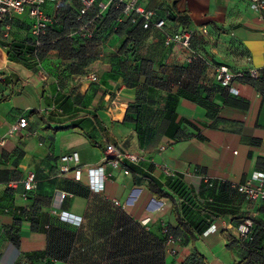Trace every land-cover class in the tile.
<instances>
[{
	"label": "crops",
	"instance_id": "0c3cea01",
	"mask_svg": "<svg viewBox=\"0 0 264 264\" xmlns=\"http://www.w3.org/2000/svg\"><path fill=\"white\" fill-rule=\"evenodd\" d=\"M175 1L177 10L191 20L193 48L203 60L190 61L191 50L167 46L161 62L138 63L139 80H131L132 72L119 67L123 39L116 35L95 44L97 60L88 70L97 74V82L74 75L64 79L62 61L53 56L30 68L11 61L0 43V137L7 139L0 145V264H18L23 258L45 264L47 235L41 229L58 223L52 212L57 190L72 195L62 209L83 216V242L77 244L74 259H53L51 264H98L93 245L100 238L90 229L93 220L98 223L105 217V208L122 211L131 223L156 237L163 222L176 229L173 201L158 198L149 185L158 182L170 192L162 170L165 165L184 177L199 205L219 195V204L232 210L213 220L180 205L186 222H204L203 230L213 224L216 229L208 234L196 230L194 240L181 233L177 243H166L167 256L169 249H176L179 264L190 258H195V264H250V251L241 245L237 232L238 224L248 218L255 221V230L262 224L259 248L264 250V203L251 202L233 186L254 171H264V77L254 80L247 74L251 68H264V18L251 9L249 0H140L160 12ZM56 3H49L46 11L56 14ZM67 4L73 5L70 0ZM12 19L9 41L24 40L28 19L23 14ZM3 23L0 39L7 31ZM169 28L183 30L174 22H169ZM68 35L72 48L78 50L81 40L73 29ZM129 62L130 58L124 66ZM219 65L246 73L232 81L238 93L217 80ZM148 77L154 83L146 88ZM139 94L147 95L148 101L136 103ZM55 98L62 99L57 108ZM21 116L28 119V127L10 135L11 125ZM109 147L143 154L145 161L114 169L104 159ZM72 152L80 155L81 181L74 179L76 166L60 175L61 157ZM149 165L153 171L146 169ZM93 166H105L110 173L100 194L87 185V169ZM139 168L147 171L145 177ZM30 171L36 173L37 186L24 199ZM115 199L121 206L114 204ZM19 208L32 210L41 229L33 230L30 217L16 212ZM10 229L18 230L20 247L7 237Z\"/></svg>",
	"mask_w": 264,
	"mask_h": 264
},
{
	"label": "trees",
	"instance_id": "16d2710c",
	"mask_svg": "<svg viewBox=\"0 0 264 264\" xmlns=\"http://www.w3.org/2000/svg\"><path fill=\"white\" fill-rule=\"evenodd\" d=\"M47 5L48 4L45 5L44 10L53 18V22L48 25L44 34L40 37L35 36L32 33L33 21L27 14H23L28 19V24L25 23L26 26L24 24L25 27L23 28L26 30L25 39L9 41L12 33V25L14 23V19H12L11 21L7 20L5 23H3L4 21H0V24L3 23L2 26L4 29H6L7 25L11 27L8 36H5L6 32H4V38L0 39V43L7 49L8 57L11 61L29 68L41 65L43 61L50 58V56L61 60L64 66L63 71L65 72L64 79H69L71 75L81 78L89 74L91 72L88 70L89 67L97 60L98 51L95 49V44L108 39L111 35H116L123 39L119 67L128 69L132 72L130 76L131 80L132 78L139 80L138 63H142L143 65L149 62L159 63L166 57L167 46H169L165 44L166 35L179 31H170L169 22H174L178 27H183V30L180 31L190 30L188 26L191 20L184 12L177 10V1L171 5V8L163 12H160L159 9L146 6V8L156 12L157 19H165L166 26L164 30H160L154 25L147 29L144 28L143 20L140 16L136 17L135 21H133V16H130L120 22L119 18L122 16L123 7H116L114 5L103 13H99L98 7L95 6L91 11L85 14L82 13V8L78 9L71 4H67V1L59 5L56 14L48 13L46 11ZM162 6L163 5H161V7ZM79 16H82L83 19L80 20ZM91 20L92 24L90 27L92 28V36H84L80 33V30ZM71 29L74 30V35L81 40V47L78 50L72 48L71 36L68 35ZM54 33L59 34L55 37ZM193 40L192 50H194ZM51 51L57 52L51 55ZM194 51L199 53L197 50ZM200 57L199 59H202V56ZM128 58H130V62L124 66V62H126ZM262 77H264V74L254 80H259ZM131 80L128 79L127 81H129V83H127L130 84ZM64 83L65 82L61 80V87L65 86ZM153 83L152 79L148 77L144 84L145 87L148 88L153 85ZM6 98L7 97H4L3 99ZM61 100L62 99L55 98L56 108ZM147 101L148 96L145 94H139L136 97V103L139 105ZM65 103L61 105L63 106ZM53 111L54 109L50 111V113ZM146 169L148 171H153L154 166L149 165ZM138 173L142 174V177H145L147 171L139 168ZM163 175L166 178L165 186L170 192L162 190L158 182L150 181L149 185L152 193L158 198H168L173 201L178 226L176 229H171V227L167 225L177 238L180 237L179 235L181 233H186L194 240V233L196 230H200L204 233L213 225L203 230L205 227L203 224L204 222L197 224L186 222L181 215L180 205L183 208L190 207L196 209L198 212L207 215L213 220L232 211L219 204L220 200H222L219 195L213 198L211 202L199 205L189 190L183 176H177V174L168 176L164 173ZM32 193L33 191L29 193V196H31ZM176 197L179 199V203ZM261 203H264V201ZM17 211L24 217L26 215L30 217L33 223V230L37 231L41 229L37 224L32 210L19 208L16 209V212ZM108 211L111 212V216L106 215ZM104 213L105 217H103L100 222L96 223L93 220V225L90 229V231L97 233L100 238V242H94L95 245H93V253L97 255L96 260L98 264H167L166 236L163 233V227L161 228L162 237H156L141 228L138 223H131L127 215L122 211L108 209L105 210ZM252 221L254 224L250 236L241 238L240 243L245 249L250 251V264H264V250L259 248L263 235L262 224H259L260 228L255 230V221L253 219ZM57 222L58 223L55 225H49L47 228L41 229L47 235L45 264H51L53 259H74L78 253L77 244L83 242L82 236H80V234L83 233L81 229L83 224L81 226H74L62 221L58 216ZM240 224H238V226ZM6 234L14 245L20 247L21 236L18 230L10 229L7 230ZM194 261L195 258L186 259L183 264H195ZM41 262H43V260L23 258L18 264H39Z\"/></svg>",
	"mask_w": 264,
	"mask_h": 264
},
{
	"label": "built area",
	"instance_id": "2783aa9c",
	"mask_svg": "<svg viewBox=\"0 0 264 264\" xmlns=\"http://www.w3.org/2000/svg\"><path fill=\"white\" fill-rule=\"evenodd\" d=\"M60 0H0V21L8 20L11 21L15 14H27L33 21L32 33L40 37L45 33L48 25L53 22V18L50 17L44 10L46 4L56 3ZM82 4V13L91 11L95 6L98 7L99 13H103L108 10L112 5L116 7H123L122 16L119 21H123L126 17L133 16V21L136 17L140 16L143 20V27L150 28L154 25L160 30H164L166 26L165 19H157L156 12L152 9L146 8V6L140 2V0H78ZM250 7L252 10L257 12L261 18H264V0H249ZM92 20L81 28L80 33L84 36H92V28L90 27ZM10 25L6 26V34L8 36ZM193 31L185 30L178 31L171 34H167L165 38L166 45H180L181 47L191 50V56L189 60L200 57V54L192 50ZM40 44V43H38ZM217 80L222 86L227 87L233 93L238 91L232 87V81L236 77H242L245 75L243 72H232L226 65H219L216 67ZM264 74V68L255 69L251 68L248 70V75L251 78L258 79ZM81 81L88 80L90 82H97L98 76L94 72L80 78ZM48 109L47 112H50ZM29 125L28 119L24 116L18 118V120L11 125L9 134L13 135L19 131L26 129ZM6 137H0V145L3 146L6 143ZM165 150V147H162ZM105 162L114 169L122 168L125 164L135 163L139 164L145 161L143 154L134 153L131 151H123L116 147H109L105 154ZM62 166L60 169V175L65 176L72 172L73 166H76L74 170V179L81 181L83 178V170L79 167L80 155L78 152H72L65 154L61 157ZM163 173L168 176L175 175L176 172L165 165L162 168ZM126 175L130 174L129 169H125ZM110 176L105 166H93L87 169V185L91 192L100 194L105 191L106 180ZM205 181H208V177H203ZM37 186L36 173L30 171L26 180L24 181L23 198L28 199L29 193L34 191ZM237 191L247 197L251 202L261 203L264 201V171H254L252 174L243 182L233 184ZM71 194L66 193L63 190H57L54 195V203L52 212L56 214L62 221L67 222L74 226H81L83 224V216L69 212L62 209V204L67 197H71ZM114 204L121 206L119 200L115 199ZM252 219H246L237 227L238 235L241 238H247L251 234L253 227ZM163 233L166 236V243L168 246L173 243H177L178 238L170 231L168 225L163 222ZM216 226L212 225L205 233L208 234L211 231H215ZM171 255H176V249H169Z\"/></svg>",
	"mask_w": 264,
	"mask_h": 264
},
{
	"label": "rangeland",
	"instance_id": "374dc122",
	"mask_svg": "<svg viewBox=\"0 0 264 264\" xmlns=\"http://www.w3.org/2000/svg\"><path fill=\"white\" fill-rule=\"evenodd\" d=\"M64 1H69V0H61L60 2H57L56 5L59 6ZM70 2H72V4H73L72 6H74V7L79 9V6L77 5L76 1L70 0ZM79 19L82 20L83 17L79 16ZM91 72H93V71H91ZM118 111H120V110H118ZM105 210H108V208L107 209L105 208ZM106 215L111 216V212H109V211L106 212ZM159 237H162V232L161 231H160ZM166 262H167V264H179L180 263V258L178 259L177 255L176 256L170 255V256L167 257Z\"/></svg>",
	"mask_w": 264,
	"mask_h": 264
}]
</instances>
